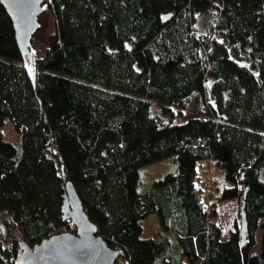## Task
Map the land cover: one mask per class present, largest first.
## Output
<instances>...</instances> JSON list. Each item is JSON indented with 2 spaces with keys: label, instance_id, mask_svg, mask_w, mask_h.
I'll return each instance as SVG.
<instances>
[{
  "label": "trees",
  "instance_id": "obj_1",
  "mask_svg": "<svg viewBox=\"0 0 264 264\" xmlns=\"http://www.w3.org/2000/svg\"><path fill=\"white\" fill-rule=\"evenodd\" d=\"M43 5L54 29L31 76L0 4V129L8 119L20 137L18 149L0 132L3 221L30 246L75 232L61 211L70 182L98 234L123 252L116 264L264 261V0ZM190 100L200 116L183 123L151 113L156 102L180 118ZM166 158L177 172L139 193V170ZM209 163L229 187L201 177ZM229 200L239 223L243 207L242 246L237 223L221 240L217 207ZM150 215L161 228L142 238ZM18 241L0 240V264H15Z\"/></svg>",
  "mask_w": 264,
  "mask_h": 264
},
{
  "label": "water",
  "instance_id": "obj_2",
  "mask_svg": "<svg viewBox=\"0 0 264 264\" xmlns=\"http://www.w3.org/2000/svg\"><path fill=\"white\" fill-rule=\"evenodd\" d=\"M41 3L43 0H0V4L12 19L16 42L22 56L27 54L26 42L37 27L36 19ZM63 199L61 211L64 219L71 222L75 232L53 234L33 246L19 240L15 264H115L123 252L109 247L98 234L70 182H65ZM242 208L241 204V246L246 236Z\"/></svg>",
  "mask_w": 264,
  "mask_h": 264
},
{
  "label": "rangeland",
  "instance_id": "obj_3",
  "mask_svg": "<svg viewBox=\"0 0 264 264\" xmlns=\"http://www.w3.org/2000/svg\"><path fill=\"white\" fill-rule=\"evenodd\" d=\"M36 22L37 27L28 38L25 45L27 49V54H25L24 56V65L28 69L31 76H33L35 72V61L43 57L44 50L47 45V38L53 32L54 29V17L43 5V3H41ZM173 110L175 113L176 107H173ZM151 113L162 123H183L190 118L200 116L199 105L193 100L189 101L187 107L182 112L180 118L177 116H173L171 118L163 116L160 111V105L156 102L151 103ZM0 132L4 141L15 145L19 149V134L13 129V126L8 119H5L4 125L3 127H1ZM177 169V162L173 158L162 159L150 165L142 167L139 170L137 191L139 193L147 192L150 189L151 183L153 181L162 178L166 174L175 173L177 172ZM203 169H205V172L201 174L202 178H212L213 181L211 182L215 183V187H218L220 189L224 188V185H226V181L224 179V172L222 169L215 168L213 167V165L211 167L209 164H207ZM238 208V201H226L218 205V224L224 230V236H226V233L227 231H229L230 228L235 229L236 223L239 226V221L237 218ZM5 217L6 215L0 214V240L2 244L6 246L10 244L12 240H21V238L19 230L16 227L12 226L11 224H7L3 221V218ZM141 226L143 229L141 235L142 238H148L152 236L161 228L156 215H150L148 218L142 220ZM61 232L72 231L63 230ZM257 249V246H255L251 253L256 254ZM259 264H264V261H261Z\"/></svg>",
  "mask_w": 264,
  "mask_h": 264
},
{
  "label": "crops",
  "instance_id": "obj_4",
  "mask_svg": "<svg viewBox=\"0 0 264 264\" xmlns=\"http://www.w3.org/2000/svg\"><path fill=\"white\" fill-rule=\"evenodd\" d=\"M209 165L212 167V164H211V163H209ZM224 187H229V185L226 183V185H224ZM229 201L234 202V201H236V200H233V201H232V200H229ZM224 202H226V201H224ZM224 202H221V204L224 203ZM233 230H234L233 228H230L229 231H227L226 236H224V235H223V234H224V230L221 228V231H222V234H221V240H223V241L227 240L228 237H229V235H230V233H231ZM258 237H259V235H257V242H256V246H257V247H258V242H259Z\"/></svg>",
  "mask_w": 264,
  "mask_h": 264
},
{
  "label": "built area",
  "instance_id": "obj_5",
  "mask_svg": "<svg viewBox=\"0 0 264 264\" xmlns=\"http://www.w3.org/2000/svg\"><path fill=\"white\" fill-rule=\"evenodd\" d=\"M199 188L201 189V191L205 194V195H210L214 193L213 188L208 184V183H201L199 185ZM117 261V260H116ZM115 261V264H116Z\"/></svg>",
  "mask_w": 264,
  "mask_h": 264
}]
</instances>
